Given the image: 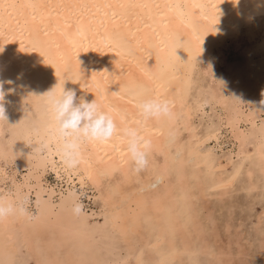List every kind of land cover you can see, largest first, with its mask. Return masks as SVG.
<instances>
[{"label": "bare ground", "instance_id": "1", "mask_svg": "<svg viewBox=\"0 0 264 264\" xmlns=\"http://www.w3.org/2000/svg\"><path fill=\"white\" fill-rule=\"evenodd\" d=\"M262 25L264 0H0V85L10 119L0 120V137L8 123L12 144V149H7L0 139L1 152L5 157L16 154L32 168L26 181L35 178L40 197L47 191L50 198L57 193L54 186L50 188L45 183L49 167L57 179L68 185L76 179L84 187L93 188L108 206L106 209H110L114 229L131 249L135 251L138 242L148 246L143 263L170 264L179 256L178 238L186 237L194 221L193 210L199 213L203 210L197 206L198 189L224 188L232 184L234 177L218 172L211 147L201 148L200 144L216 139L217 134L210 130L201 136L193 122L204 101L202 90H196L194 70L200 67L204 74L214 77L218 65L226 61V43L230 39L238 41L244 30L252 40ZM253 46L264 48V33ZM53 88L57 94L63 88L75 90L77 102L81 98L95 100L117 123L118 134L110 141L83 144L81 160L71 169L63 163L50 132L51 120L43 94ZM149 97L170 101L171 115L142 122L135 104L138 99ZM129 126H139L152 142L148 167L139 175L133 171L126 140L119 134L120 129ZM184 130L190 132L189 136ZM183 133L188 136L186 140L182 138ZM67 188L68 194L59 193L66 213L78 199L76 190ZM207 196L206 199L211 198ZM46 202L38 217L29 210L20 217L21 222L25 220L23 227L29 235L34 230L40 235V222L51 221L54 206ZM15 217L0 221V253L10 254L7 264H14L15 259L16 244L11 229ZM56 220V225L63 227L65 219ZM71 224V228L79 227ZM83 232L89 237L90 231ZM186 243L184 248L197 258L195 248ZM202 246L205 245L201 243ZM155 249L159 255L149 252Z\"/></svg>", "mask_w": 264, "mask_h": 264}, {"label": "rangeland", "instance_id": "2", "mask_svg": "<svg viewBox=\"0 0 264 264\" xmlns=\"http://www.w3.org/2000/svg\"><path fill=\"white\" fill-rule=\"evenodd\" d=\"M260 29L261 30H258V33H260L256 35L257 39L254 38L251 40L247 34L244 33L246 31L244 30L241 33L242 37L240 35L238 39L239 43L237 40H234V42L233 39H230L226 43L224 46V51L226 50L225 53L227 56L226 61L218 65L216 70L217 72L214 74L215 78L210 74H204L200 67H196L194 70L193 78L197 83H195L197 87L196 90H202L201 93H203L204 101L202 103L203 105L199 107L193 122L195 125H197V132L201 136H203V134H207L210 130L216 132L217 134L216 139L200 144L201 148L204 150V148L210 149L211 147L212 153L214 152L213 154L216 157L215 165L218 172L223 175L234 177L232 184H229L224 188L217 187L208 191L206 190L207 193L206 191H201L198 189L199 197L197 198L198 205H196H200L203 210H201L200 213L196 210H193L195 222L192 221L190 224V230H187L189 233L186 232V237L181 236V238L179 236V256L174 260V262H169L170 264H177L178 262V264H264V155H262L264 154V111L259 109V102L261 99H264V96H262V93H264V48H262L263 50H260L259 48H254L253 46L256 43V40H260L262 33H264V26ZM245 45L249 48H246ZM237 46L238 48H236ZM254 64L257 65L255 66ZM243 67L245 68L244 71L242 70L243 72L241 74V69ZM253 78L254 80H252ZM237 93H239V95H237ZM229 98L231 100H229ZM20 111H22L21 108ZM16 115L18 116V113H16ZM9 120L10 119L8 118V121ZM206 124H208V126ZM4 126L5 130L0 139L3 140L7 149H12L10 126L8 123H5ZM184 132H187L188 134H186L189 136V131L184 130ZM186 134H182V138L185 140L188 138ZM239 144L241 145L239 146ZM212 147L214 148L212 149ZM238 154H240V157ZM14 156L10 155V157H5V154L2 153L0 149V166L1 169H5V172H0V198H4L6 196L4 199L8 201H25V206L27 205L26 208L32 212L34 217L35 215L38 217L41 214L42 209H44L45 204L47 203L46 201H49L54 206V215L52 214L49 218L51 221H44L49 224L43 222H40L39 224V229L42 230L40 231V235H38L39 232H35L36 230H34L33 235H29V233L25 232L23 227V222L25 220L21 222V215H16V222L14 221L15 223L11 227L14 233V243L16 244L15 259L13 260L14 264H146L145 262L143 263V256L147 253L146 250H149L148 246L142 242H138L139 244L136 243L135 245V251L131 249L119 231L114 229L112 225V219H110V209H106L108 206L100 198L96 190L91 187H84L76 179L70 181V184L68 185L65 183L66 181L57 179L55 172L49 167L47 170V175L44 177L45 183L47 182V185L50 184V188H53L51 186H54L53 189L57 191V193L52 198H50V192L47 191L46 193H43V197H40L41 194L39 193L40 191L38 190V186H36L35 178L31 177L28 182L26 181L27 176L32 171V168L26 163L22 162L16 154H14ZM228 156H231V158ZM241 159L244 160V162H242ZM191 160H193V158H191ZM257 160L259 161L257 162ZM19 176L21 178H19ZM230 185L232 187H230ZM69 186L75 189L76 193L78 194L76 203L83 204V211L81 214H76L73 212V206L75 204L72 205L71 209L69 210L70 212L68 213H66L65 208H63L61 205L62 196L59 193L60 191H65L63 193L68 194L69 190L67 187ZM12 192H14V194ZM91 195L94 196L92 197ZM207 195L211 198H209ZM216 195H218V197L220 196V199ZM206 196L209 199H206ZM39 198L42 199L39 200ZM101 202L104 205L101 204ZM85 211L87 212L85 213ZM59 214L61 215L59 216ZM58 217H63L65 219L63 227L56 225V219ZM31 219H33V217ZM203 221L208 225L205 224L204 226ZM71 222L76 224V226L78 225L79 227L71 228ZM84 230L91 232H89L90 235L88 234L89 237L85 235L86 233L83 232ZM67 233L69 235H67ZM26 235H28V237ZM199 240H201V242ZM101 242H103L104 247ZM186 242L189 246L192 244L191 246L195 248V251H197V258L191 254L187 247L184 248ZM201 243L205 246L201 247ZM25 247L29 250H26ZM143 248H145V250ZM182 251L185 252V256L183 254L184 252ZM149 252L159 255V253L156 254V249ZM187 253L190 254L187 255ZM209 253L211 254L209 255ZM227 253L229 254L228 256ZM9 255V253H0V263L7 264L9 262ZM214 255L216 256L214 257ZM189 256L191 258H189ZM217 260L220 261L218 262ZM153 263L158 264L157 262H152L151 264Z\"/></svg>", "mask_w": 264, "mask_h": 264}, {"label": "clouds", "instance_id": "3", "mask_svg": "<svg viewBox=\"0 0 264 264\" xmlns=\"http://www.w3.org/2000/svg\"><path fill=\"white\" fill-rule=\"evenodd\" d=\"M43 95L46 96L45 102L51 120L50 132L67 168L71 169L79 164L83 144L106 143L118 134L113 115L103 110L95 100L89 102L81 98L77 102L75 90L64 88L58 94L53 88ZM4 100L5 92L0 85V120L8 121ZM135 106L142 122L171 115V103L163 98L138 99ZM259 109L264 111V99L259 102ZM121 119L123 120V117ZM119 134L126 140L127 153L134 164L133 171L139 175L148 167L147 157L152 142L142 134L139 126L122 128ZM44 147L46 148L47 144ZM25 203V201H6L0 198V221L12 215H26L28 209ZM82 211V203L73 206L74 213L80 214Z\"/></svg>", "mask_w": 264, "mask_h": 264}]
</instances>
